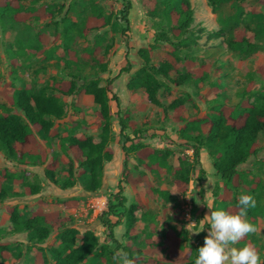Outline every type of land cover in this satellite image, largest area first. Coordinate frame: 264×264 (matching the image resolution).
<instances>
[{
    "label": "rangeland",
    "instance_id": "374dc122",
    "mask_svg": "<svg viewBox=\"0 0 264 264\" xmlns=\"http://www.w3.org/2000/svg\"><path fill=\"white\" fill-rule=\"evenodd\" d=\"M30 1L25 0L24 4L28 6ZM128 1V30L124 21L112 25L126 4L123 0H41L37 3L36 6L43 2L59 6L65 2L63 14L71 2L67 16L76 22L91 16L93 3L105 14L111 15L110 25L90 31L84 38L74 36L71 49L78 59L72 68L65 64L69 55L63 49L60 27L54 24L60 14H56L53 19L28 20L13 28L5 26L2 29L0 26V104L12 111L16 110L10 106L8 97L13 85L17 87L20 81L36 90L44 85H51L53 78L70 79V73H77L79 77L97 78L101 86L110 80L114 97L117 98L115 100L113 97L109 102L111 113L128 111L136 127L147 129L142 139L147 146L160 151L169 149V165L174 167L180 159H184L192 166L187 186L183 189L175 183L169 169L152 174L138 165L134 155L129 157L127 167L131 174L137 175L145 171L146 180L131 184L122 182L126 205L140 201L142 208L135 212L137 221L132 234L123 235V224L114 228V235L119 243L131 252L138 253L147 248L149 237L156 238L170 225L187 232L188 246L204 243L210 227L209 218L205 216L215 207L235 214L239 211V196L252 195L257 203L255 208H251L254 216L248 213V218L255 225L256 231L234 246L242 248L251 245L264 260V131L256 140L257 153L238 167L234 185H228L216 173L205 149L200 150L199 163L193 162L192 148L186 147L179 134L182 122L167 107L173 100L183 98L185 101L181 114L187 119L191 116L201 117L208 111V106L213 104L234 105L243 99H254V95L264 86V0L228 1L215 6L207 0H189L193 18L188 28L179 32L178 36L170 30L172 18L169 20L163 14L165 0ZM38 34L46 38L45 47L52 50V56L45 58L43 54L24 55L12 67L5 54L7 45L17 37L24 42L29 39L35 42ZM236 37L249 39L253 46L243 52L231 49L227 42ZM181 40H185V44L178 46V60L173 62L175 69L170 76L190 71L191 79L178 87L166 81L169 87L162 88L157 94L160 106L149 104L143 89H127L128 78L141 65L137 55L140 47L154 45L151 61L157 64L170 59L172 43ZM87 51L92 52L97 62L87 55ZM126 59L131 66L128 73L121 71L126 65ZM100 62L106 64L103 72L98 64ZM200 69L201 74L198 73ZM51 92L52 90L47 91ZM61 99L66 116L54 120V127L58 132L86 135L98 141L100 122L96 113L99 108L92 97L83 95L79 99L75 94L61 96ZM112 131L115 134V141L110 144L113 158L104 163L102 184L95 192H85L78 184L61 189L45 178L44 165L19 164L0 153V169L7 168L16 173L25 170V179L40 185V191L31 195L24 194L21 184H12L9 194L0 201V228L5 231L1 235L2 241L20 244L23 251L20 259L9 257L0 260V264H36V249L28 243L26 234L10 231L12 226L7 209L11 206H16L25 216L37 209L56 212L59 217L66 219L64 225L76 228L80 233L92 230L98 237L99 244L107 242L100 217L108 205L114 202L113 195L118 190L124 164L116 119H112ZM52 148L59 157L55 168L57 176H66L71 165L75 170L77 162L70 151L59 149L56 140L52 142ZM40 149H45L48 153V162L52 151L43 142H40ZM160 191H166L168 199L162 197ZM71 198H77L78 202L73 207L66 208L63 201ZM192 221L196 224L188 225ZM194 231L200 232L192 235ZM56 232V228H53L41 246H56ZM111 248H114L113 244ZM159 256L160 254H154L149 259L146 255H139L136 264H155V259ZM97 264H116V261L108 254Z\"/></svg>",
    "mask_w": 264,
    "mask_h": 264
},
{
    "label": "trees",
    "instance_id": "16d2710c",
    "mask_svg": "<svg viewBox=\"0 0 264 264\" xmlns=\"http://www.w3.org/2000/svg\"><path fill=\"white\" fill-rule=\"evenodd\" d=\"M31 0L25 5V0H0V26L13 28L19 23L28 20H43L45 18H59L54 20L56 27H60V35L64 52L69 55L65 61L68 68L76 65L77 55L71 49L74 36L80 38L93 30L102 29L111 24V15L105 12L95 3L91 5V16L86 20L76 22L67 16V10L71 8V2L62 14L65 2L56 6V3ZM115 17V23L124 21L128 30L127 14L130 8L128 0ZM211 5H219L224 2H239L243 0H207ZM163 14L171 20V32L178 36L179 32L188 28L192 21V9L189 0H165L163 1ZM46 38L38 34L35 42L30 39L28 42L16 38L5 48V54L12 67L17 63L19 57L24 55L33 56L43 54L45 58L52 56V50L46 49ZM185 44V40L172 43L171 58L157 64L151 61V53L154 45L140 47L137 55L141 60L140 67L128 78L126 87L128 90L143 89L149 104L160 106L157 97L162 88H168L166 81L175 87L182 85L186 80L191 79L192 72H185L170 76L175 69L174 63L178 60L176 51L178 46ZM231 49L245 51L253 46L249 39L244 37L230 38L227 42ZM15 46V49L13 47ZM95 62L91 51H87ZM101 71L106 70V64L98 63ZM131 69L129 60L121 71L128 73ZM14 70V69H13ZM15 73V71H14ZM202 73L201 69L198 71ZM16 76V75H15ZM52 90L51 93H47ZM77 95L80 99L83 95L92 97L93 102L98 105L97 118L100 122L99 140L94 141L86 135L75 136L72 132L60 133L54 127V120H60L66 116L64 103L61 96ZM111 94V97H109ZM114 93L111 81L104 86L99 85V79L79 77L77 73H70V79H52L51 85H44L39 89H33L20 81L17 87L13 85L8 102L15 111L0 104V153L19 164L44 165V176L52 184L61 189L73 187L75 184L81 186L85 192H95L102 184L103 166L105 162L113 158V150L110 144L115 141V134L112 131V119H116L119 125V143L124 154V164L121 171V178L118 183V190L113 195L114 202L109 204L100 217L104 226L107 242L99 244L98 237L92 230H85L80 233L76 228L64 225L65 218L59 217L56 212H44L37 209L29 216L21 213L16 206L8 207L11 232L25 233L28 243L36 249V264H97L106 255L113 257L119 249L129 254L130 258L138 262L139 255H146L149 259L154 254H160L155 259V264H194L198 256V249L204 245L199 242L196 245L188 246L187 232L175 225H170L162 230L156 238H148V246L143 251L133 253L116 239L114 228L123 224L124 236L132 234L135 228L137 217L135 212L142 208L140 201L126 205L127 199L123 195L122 182L125 184L137 183L146 180V172L158 174L164 169L170 170L175 183L185 189L189 180L191 165L184 159H180L178 165L171 166L168 158L171 154L169 149L157 150L147 146L143 141V134L146 128L136 127L131 121L128 111L118 110L111 113L109 102L113 100ZM116 100L117 98L114 97ZM183 98L173 100L167 107L173 110L178 121L182 122L179 134L185 142L186 147L192 148L193 162L199 163L200 150L205 149L211 158V163L216 173L228 185H234L238 174V167L245 163L251 155L257 153L256 140L258 135L264 131V86L254 95L253 100L243 99L234 105L213 104L208 106V111L201 117L191 116L184 118L181 114ZM57 141L61 150H68L73 154L77 166L74 170L71 165L67 175L59 177L55 168L59 161L56 151H52V142ZM45 143L50 151L40 149V142ZM134 155L138 165L145 171L132 175L127 163L129 157ZM21 173L9 171L7 168L0 169V201H2L11 189L12 184H21L24 187V194H37L40 191L38 183H32L25 179L27 171ZM200 172H203L200 169ZM159 194L168 199L166 191ZM71 198L63 201L66 208L73 207L78 201ZM237 203V209H239ZM214 210H225L215 207ZM249 215L254 216L251 209ZM114 218V219H113ZM56 228V239L58 244L44 248L41 244L50 236L52 229ZM5 231L0 228V260L9 257L20 259L23 251L20 244H11L2 241L1 235ZM111 244L114 248H111ZM152 261H154L152 259Z\"/></svg>",
    "mask_w": 264,
    "mask_h": 264
},
{
    "label": "clouds",
    "instance_id": "9594fccd",
    "mask_svg": "<svg viewBox=\"0 0 264 264\" xmlns=\"http://www.w3.org/2000/svg\"><path fill=\"white\" fill-rule=\"evenodd\" d=\"M238 203L239 211L235 214L226 210H211L205 216L209 218L210 227L207 229L204 245L197 250L198 256L194 264H264L255 247L234 246L256 231L255 225L248 218V210L256 207L255 198L252 195H240ZM194 224L196 222L192 221L188 225ZM199 232L191 234L198 235ZM113 260L116 264H135V260L125 251L115 252Z\"/></svg>",
    "mask_w": 264,
    "mask_h": 264
}]
</instances>
